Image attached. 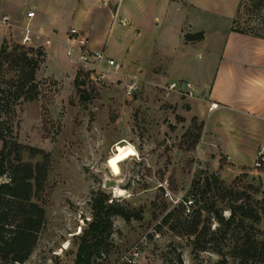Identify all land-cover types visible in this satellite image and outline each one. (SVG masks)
I'll return each instance as SVG.
<instances>
[{
  "label": "rangeland",
  "instance_id": "rangeland-1",
  "mask_svg": "<svg viewBox=\"0 0 264 264\" xmlns=\"http://www.w3.org/2000/svg\"><path fill=\"white\" fill-rule=\"evenodd\" d=\"M19 22L9 18L8 26L0 24V102H10L8 110L1 106L0 118L9 127L10 139L48 153L42 186L30 197L43 207L45 220L24 261L0 264H72L78 235L92 219L90 200L97 190L121 204L139 207L141 216L127 220L111 216L107 249L94 264H235L236 259L230 256L220 263L215 252L192 250L191 236L176 235L160 223L163 213L179 202L183 213L201 204L200 196L193 203L188 188L193 178L208 173V152H200L196 143L187 148L189 137H182L192 115L186 110L187 95L167 87L175 78L167 65L173 58H129L121 39L126 38L127 25L123 19L112 20L104 25V48H94L119 63L116 71L109 68L97 78L96 71L106 69L102 60L103 69L87 70L75 54H66V43L54 42L45 48L35 45L42 49L34 71L38 93L31 100H12V88L6 90L5 80L14 77L15 71L5 58L6 51L18 44ZM234 25L264 35V0H238ZM38 40L35 43L40 44ZM188 60L196 66L193 79L203 81L205 72L198 67L205 66L207 58L199 54ZM74 76L83 82L75 84ZM132 82L135 88L127 91ZM82 88L86 99L79 95ZM117 156L124 157L117 162L118 172L109 163ZM38 157L30 156L24 148L20 151L22 160L33 162ZM234 170L226 167L221 178L228 183ZM241 171L245 176L237 175L234 185L252 182L258 189L251 194L262 196L259 176H263L264 187V161L259 166L252 162L238 174ZM105 177L115 178L117 183L106 187ZM257 225L264 232V217ZM132 249L137 250L135 256Z\"/></svg>",
  "mask_w": 264,
  "mask_h": 264
},
{
  "label": "crops",
  "instance_id": "crops-1",
  "mask_svg": "<svg viewBox=\"0 0 264 264\" xmlns=\"http://www.w3.org/2000/svg\"><path fill=\"white\" fill-rule=\"evenodd\" d=\"M237 5L238 0H0V15L20 21V36L28 24L32 46L48 37L44 48L54 42L65 45L69 26L84 31L91 46L104 48L105 23L123 19L122 46L129 58L170 56L171 80H190L205 92L204 98L185 95L186 110L202 122L196 149L208 152V171L221 178L220 172L233 166V178L252 165L256 152L264 156V35L230 29ZM27 9L33 10L28 19ZM196 30L202 38L183 40L184 32ZM199 54L207 58L198 67L205 72L200 82L191 76L196 66L188 60Z\"/></svg>",
  "mask_w": 264,
  "mask_h": 264
},
{
  "label": "trees",
  "instance_id": "trees-1",
  "mask_svg": "<svg viewBox=\"0 0 264 264\" xmlns=\"http://www.w3.org/2000/svg\"><path fill=\"white\" fill-rule=\"evenodd\" d=\"M237 10L238 5L230 29L250 32L234 25ZM202 35L201 30H196L184 32L182 38L184 41H194L202 38ZM41 51V46L19 42L6 51L5 61L15 71L14 77L5 80L6 90H10L9 86L12 88V100L36 97L38 91L34 71ZM73 81L77 85L83 82L78 76H74ZM83 89L79 95L86 99L88 95ZM2 105V110H8L10 102H0V109ZM201 125L202 122L196 121L194 115L190 117L189 125L182 133L183 138L189 137L187 148L197 142ZM23 148L30 156L39 154V157L33 162L22 160L20 151ZM48 162L46 151L10 139L9 127L0 118V175L5 176L0 180V261L22 262L35 245L45 215L43 207L30 197L41 188ZM237 175L245 176V172L234 175L228 183L214 171L193 178L188 194L193 203H197L200 196L201 204L189 213H183V205L179 202L163 213L160 223L176 235L191 236L192 250L206 249L220 255V263H225L226 257L230 256L236 259L235 264H264V232L257 225L264 217V190L262 196H253L251 192L257 191V186L252 182H245L243 187L235 186ZM108 199L102 190H97L91 196L92 219L78 235L72 264H94L96 257L106 251L112 215L117 214L125 220L141 216L139 207H129ZM223 210L227 214H222Z\"/></svg>",
  "mask_w": 264,
  "mask_h": 264
},
{
  "label": "built area",
  "instance_id": "built-area-1",
  "mask_svg": "<svg viewBox=\"0 0 264 264\" xmlns=\"http://www.w3.org/2000/svg\"><path fill=\"white\" fill-rule=\"evenodd\" d=\"M117 1V0H115ZM33 15L32 9H27L25 11V17L28 19ZM0 23L8 26L9 24V18L6 15H0ZM30 27L28 24H24L22 26L21 30V36L19 38V43L24 45H30ZM64 42L66 43V54L72 55L75 54L77 61H79L83 69H92V68H100L103 69L102 63L100 60H102L104 66H106V69L98 70L96 72H99V75L97 78L103 77L105 75V71H107L109 68L112 70H115L118 68L119 63L112 57L105 56L102 49H96L93 46L90 45V42L88 40L87 34L82 31L77 26H69L64 34ZM50 43V39L48 37H45L43 39L42 45H48ZM95 70V69H94ZM101 72V73H100ZM93 78V76H91ZM167 87L173 91L179 92L181 94L187 95V96H199L201 98L205 97L204 91H198L195 90L194 85L190 80L187 79H173L170 80L167 83ZM135 88L134 82L127 84V91H131ZM210 105H214V103H210ZM264 161V156L262 152L258 151L256 152L254 159H253V165L259 166ZM137 254L136 249H132L131 255L135 256Z\"/></svg>",
  "mask_w": 264,
  "mask_h": 264
},
{
  "label": "water",
  "instance_id": "water-1",
  "mask_svg": "<svg viewBox=\"0 0 264 264\" xmlns=\"http://www.w3.org/2000/svg\"><path fill=\"white\" fill-rule=\"evenodd\" d=\"M116 183H117V180L115 178H109V177L103 178V185L106 187L112 186Z\"/></svg>",
  "mask_w": 264,
  "mask_h": 264
},
{
  "label": "snow or ice",
  "instance_id": "snow-or-ice-1",
  "mask_svg": "<svg viewBox=\"0 0 264 264\" xmlns=\"http://www.w3.org/2000/svg\"><path fill=\"white\" fill-rule=\"evenodd\" d=\"M123 156H117L116 158H114L113 160L109 161L110 165L113 167L114 171H119V169L116 167L117 162L121 159H123Z\"/></svg>",
  "mask_w": 264,
  "mask_h": 264
},
{
  "label": "bare ground",
  "instance_id": "bare-ground-1",
  "mask_svg": "<svg viewBox=\"0 0 264 264\" xmlns=\"http://www.w3.org/2000/svg\"><path fill=\"white\" fill-rule=\"evenodd\" d=\"M115 154H116V153H115ZM112 188H114V190H115V188H117V187H116V186H113ZM116 191H119V188H117Z\"/></svg>",
  "mask_w": 264,
  "mask_h": 264
}]
</instances>
